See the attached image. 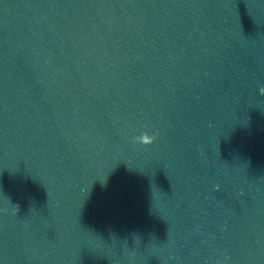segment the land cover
<instances>
[{"label":"water","instance_id":"95a60500","mask_svg":"<svg viewBox=\"0 0 264 264\" xmlns=\"http://www.w3.org/2000/svg\"><path fill=\"white\" fill-rule=\"evenodd\" d=\"M261 86L264 0H0V264H264Z\"/></svg>","mask_w":264,"mask_h":264},{"label":"clouds","instance_id":"9594fccd","mask_svg":"<svg viewBox=\"0 0 264 264\" xmlns=\"http://www.w3.org/2000/svg\"><path fill=\"white\" fill-rule=\"evenodd\" d=\"M259 94L260 96L264 97V86H261L259 88ZM157 139H158L157 135H153V134H150L148 131H144L142 134L135 136L132 139V143L147 147V146L153 145ZM8 202L11 207L10 209L7 208L4 211H7L9 213V210H10L12 215L18 216L20 212L19 205H13L10 200H8Z\"/></svg>","mask_w":264,"mask_h":264}]
</instances>
